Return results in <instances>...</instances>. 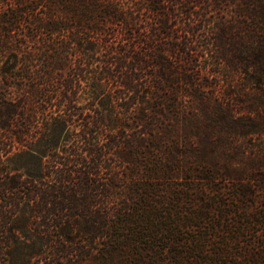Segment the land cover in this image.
Masks as SVG:
<instances>
[{
	"label": "trees",
	"instance_id": "obj_1",
	"mask_svg": "<svg viewBox=\"0 0 264 264\" xmlns=\"http://www.w3.org/2000/svg\"><path fill=\"white\" fill-rule=\"evenodd\" d=\"M0 264H264V0H0Z\"/></svg>",
	"mask_w": 264,
	"mask_h": 264
}]
</instances>
